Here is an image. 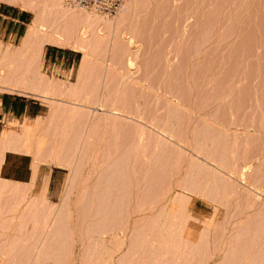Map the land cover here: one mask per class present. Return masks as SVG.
<instances>
[{
    "label": "rangeland",
    "instance_id": "obj_1",
    "mask_svg": "<svg viewBox=\"0 0 264 264\" xmlns=\"http://www.w3.org/2000/svg\"><path fill=\"white\" fill-rule=\"evenodd\" d=\"M33 2L26 8L13 4L29 12L28 22L16 35H2L0 31V73L13 67L16 71L23 69L24 35L35 19ZM37 5L44 9L42 3ZM133 6L130 23L134 24H130V29H122L127 34L123 40L115 39L119 45L123 44L121 48L108 45L95 52L90 49L88 53L87 49L61 43L62 36L56 34L51 38L56 43H45L36 59L37 89L24 88L25 93L19 92L0 81V93L23 95L36 102L34 115L0 114L1 141L6 143L9 131L24 138L21 143L0 146V200L5 196L17 198V211L22 210L24 196L18 191L17 197L19 189L13 181L26 166L30 172L38 168L36 185L41 186L47 180L45 197L54 209L63 208L62 195L74 184L71 186L75 189L69 194L71 205L75 206L77 192L90 182L84 181L89 166L82 174L80 171L72 174L69 168L55 162L36 160L34 154L27 158L26 165L22 160L30 155L27 152L32 144L39 143L42 149L46 146L45 131L53 129L49 119L53 113H60L58 129H62L67 140L72 136L68 122L83 115L86 120L79 119L84 127L87 121L88 127L80 125L79 133L84 136L94 119L90 141L97 147H108L106 140L116 134L121 139L129 136V228H118L103 238L107 239L103 245L107 244L102 246L105 249L101 247L103 251L100 249L95 264L162 263L173 253L164 252L162 246L175 244L173 240L179 243L175 244L179 259L173 264L192 261V264H258L264 254L248 261L246 257L256 251L252 247L256 237L264 236V0H134ZM57 10L55 7L48 10L53 12L51 18ZM121 10L125 11L123 7ZM122 12L110 20L115 21ZM108 34L109 31L105 35ZM126 38L132 45H127ZM50 46L74 50L73 61L48 63L43 53ZM11 53L14 57L9 58ZM130 57L131 67L127 66ZM93 84L97 92L104 88L120 91L119 97L125 102L119 106L121 111L113 115L106 106L99 108L90 95L85 97L83 92H91ZM81 87L83 90L77 94V88ZM102 101L109 102V98ZM33 150L29 152L32 154ZM97 150L95 158L101 154ZM76 155H71L72 165L76 163ZM49 169L53 173L50 181ZM134 170L138 173L135 176ZM77 174L75 181L71 175ZM75 182L79 184L76 186ZM23 185L19 183L20 188ZM172 187L174 191L170 192ZM177 201L178 212L172 207ZM176 214H181L183 220ZM147 225L150 226L146 230ZM145 230L151 231L153 237L146 239L139 234ZM252 255L255 257V252Z\"/></svg>",
    "mask_w": 264,
    "mask_h": 264
},
{
    "label": "bare ground",
    "instance_id": "obj_2",
    "mask_svg": "<svg viewBox=\"0 0 264 264\" xmlns=\"http://www.w3.org/2000/svg\"><path fill=\"white\" fill-rule=\"evenodd\" d=\"M0 1L10 3V4H17L22 8H26L27 6H29L28 3L33 2L34 0L30 1V2H28V0H0ZM36 1L38 2V4L42 3L43 4L42 6L44 7V9L41 7V5L35 6L37 4ZM35 2L36 3L33 2L35 5H33V3H32L33 8L31 7V9H33L35 12V14H34L35 19L33 20V22L31 24H28L26 33L24 35V41L23 42L25 44L24 46H26V47H25L24 52L22 54L25 53L26 56H24V57H26V60H25L26 62H24L25 64L23 66V69H19V71H16L17 69L12 66L15 70L13 68H11V69L7 70L5 73L4 72L0 73V81H2L1 83L6 82L7 84L11 85L12 90H16L19 92L25 93L24 90H26V89H24V88H27L29 90V89H35L37 86H39V84L37 82L38 80L36 78L37 77L36 76L37 68L35 65L36 59L39 57V55H40L39 53H41L43 45H45V43L47 44V43L52 42L51 41L52 36H54L56 34H60L62 36V42L61 43H69V44H71L70 47H73L75 49H81L84 51L87 49V52L90 49L93 52H95L98 49H104V47L105 48L108 47V45H112L113 48H117V47L121 48L123 46V44H122V46L119 45L120 43L118 41L117 42L119 44L116 43L115 39H117V37H119L120 39L123 40L127 36V34L122 29H124V30H126L128 28L130 29V24H131L130 19L133 22V18H131L132 14H133L131 12V7L132 8L134 7L133 6L134 0H126L125 3L123 0L124 6L122 3L120 10L115 15H117L120 11L121 12L123 11V10H121L122 7L125 9L126 12L124 11V12L120 13V15L117 16V19L115 21L113 19H112L113 21L110 20L111 17H113L115 15L103 18L101 16H98L96 14L88 12L87 10H84V9L65 7L62 3V0H35ZM61 3H62V5H61ZM26 4H28V5H26ZM54 7L57 8L58 10L55 12V15L52 14V15H54V17L51 18L50 15L53 12L50 11V13H49L48 10H51L52 8L54 9ZM50 20H51V22H50ZM133 24H131V25H133ZM114 29H115V31H114ZM134 29H136V28H134ZM102 31H104V34L102 33ZM107 31H109V34L106 36L105 34ZM112 31H113V33H115L114 36H112V34H113ZM39 33H40V35H39ZM100 33H102V34H100ZM52 43H56V41L52 42ZM61 43H60V45H61ZM129 43L132 45V43L129 42V39H127V45H129ZM115 52H117V51H115ZM9 55H11V56L9 57ZM135 55H136V52H135ZM12 56H13V53L8 54L9 58H12ZM132 56L134 57V55H132ZM136 57L137 56H135L134 58H136ZM132 59L130 57V59L128 60L127 66L131 67V65L133 64ZM10 64H12V63H10ZM17 68H19V66ZM109 68L110 67H108V69ZM112 71H113V69H112ZM94 86H95V84H93V87L90 86V89L92 90L91 92L90 91H88V92L84 91L83 95L85 97L90 95L91 99H94L95 103L99 106V108L106 106L108 108V110L112 111V114L117 112V111H121L119 109L121 107H119V106L123 105L125 102H124L122 97H119L118 93L120 91L112 92V91H108L107 88H104V89L99 90V92H97V91H95L96 88ZM85 89L86 88L84 87V90ZM82 90H83L82 87L80 89L77 88V90H76L77 94H80L79 91L81 92ZM104 97L105 98L108 97L109 102L104 103L102 101V99ZM57 115H60V113L59 114L53 113L49 118L50 122L53 123V125H52L53 129L51 128L48 131H45L47 134L46 136H48V141L46 142V146L42 149L39 147V146H41V144H39V143L32 144L31 148L32 149L34 148V150H33L34 153L31 154V152H29V151H31L32 149L31 150L28 149L29 151L27 153L30 155L24 156V158L22 160V164L26 165V161H28L27 158L32 157V155L34 154L36 156V158H35L36 160H39L40 162H44V163L55 162L58 166L62 165V166L69 168V170L72 171V174H73V172L77 173L78 171H80V173H81L83 171V169H86V167L89 166V167H87L89 169V171H88L89 173L86 176V179L84 181L88 180V182L89 181L90 182L84 188V190L77 192L78 197L74 195L77 198L75 200V206L71 205L72 201H71V196L69 194V193L73 192V189H75V187H72L74 184L71 183L72 186H71V184L69 185L67 194L62 195L61 201L63 203L62 204L63 208L61 207L62 209H59V210L56 208L57 209L56 210L52 206H50V204L47 202V199L45 197V191L47 188V180H45L41 186H38L34 183V177L36 175L38 168L37 167L34 168L31 172H30V170H28V167H26V166H24L25 168H23L22 170L20 168L21 171L17 174L16 182L13 181V183H14V187H16V189H19V190H17V192L19 191L20 194L22 196H24L23 197L24 202H25L24 207L21 208L22 209L21 211H17L19 208L17 205V201H18L17 198L12 199L11 197L5 196V197L1 198L2 200H0V203H1V205H0V264H78L79 262H80L79 264H85L87 262H92V261H93L92 263L95 264L101 255V251H100L101 247L104 246L105 243L107 242L106 241L107 239L103 240V238L105 236L111 235L112 232L115 230H118V228H120V230H123L122 229L123 227L129 228V199H127V197L129 196V191H130L129 190V136L127 135L123 139H121L119 137V135L116 134L115 137H111L110 139L106 140L107 142H109L108 147H105V145H101V146L97 147L93 141H90V140H92V134H93V131L95 128L96 121H94V119H93V122L91 121L92 119L90 120L92 122V123L90 122V128H88L87 131L85 132V135L82 136L81 135L82 132L79 133V130H82L81 128L88 127L87 126L88 123L86 121L85 124H87V125H86V127H84V125L82 124L83 122L81 123V120L79 119V117H82L83 115H79L78 117L76 116V118H72L71 121L68 122L69 127L71 129L72 136L70 137V139L67 140L65 135L62 133V129H60V130L58 129L59 120H58ZM62 115H63V113H62ZM83 117H82V120H83ZM85 120H86V118H85ZM85 120H83V121H85ZM80 125H83V127L80 128ZM84 131H85V129H84ZM79 135H81V136H79ZM6 137L8 139V140H6V143L4 142L5 140L1 141V139H0V146H2L3 144H5V145H7V144L9 145L12 143L18 144V143H21L24 139V138H21L20 134H15V133H13V131L12 132L9 131L8 136H6ZM81 137H83V138L81 139ZM80 139H81V143L79 144ZM83 141H85L86 144H84L85 142H83ZM28 146H29V144H28ZM79 146H80V148H79ZM78 148H79V150H78ZM97 148H99L100 153H101V154H99L100 155L99 158L94 157V152H96L95 150ZM99 150H97V151H99ZM89 152H91V154H89ZM76 153H77V155H76L77 160L74 158L76 160L75 161L76 163H75V165H72L73 160L71 158V155L75 156ZM74 156H72V157H74ZM223 162H225V161H223ZM74 168H75V170H74ZM134 171L135 172H133V175H134V173L137 175L138 173H136V170H134ZM133 175L131 174V176H133ZM72 176L75 177L74 180L76 181V179L78 178L77 177L78 174L77 175H71V178H72ZM91 176H93V177L91 178ZM134 176H133V178H134ZM158 176H160V175H158ZM81 177L79 176V178H81ZM135 179H137V178H135ZM74 180H71V181L73 182ZM138 180H140V179L138 178ZM138 180H137V182H138ZM134 181H133V184L135 185ZM9 182H10V180H9ZM21 182L24 183L22 188H20V186H19V183H21ZM77 182H78V180H77ZM220 183H221V181H220ZM76 184L77 183L75 182V185ZM85 185L86 184H84L83 186H85ZM12 188H13V185H12ZM9 189H10V185H9ZM71 189H72V191H71ZM172 191H174L173 187L170 189V192H172ZM19 192H18V194H19ZM20 194L17 195V197L20 196ZM25 195H26V198H25ZM10 198H11V200H10ZM152 198H155V197L153 196ZM175 203H172L173 204L172 207H173V210L176 209V211L178 212L177 209L180 207L178 205L179 202L177 203V205ZM64 209H66V210L63 211ZM179 210H180V208H179ZM174 213H176V212H174ZM173 214H171V215H173ZM178 215L180 216L179 218H181L183 220V217H181V214H176V217H178ZM173 216H175V215H173ZM156 219H157L156 217H155V219H152L153 223L155 221H157ZM182 220H181V223L179 222L180 224L183 223ZM179 221H180V219H179ZM190 225H191V222H190ZM149 226L147 225L146 226L147 228L145 227L146 230L149 228ZM142 227H144V226H142ZM153 228H154V226H153ZM146 230H145V232L139 233V234L145 235L146 239H147V236L153 237V233L149 230L148 231H146ZM125 231H127V229ZM257 234H259V233H257ZM145 236H143V237H145ZM254 236H256V234ZM137 237H139L138 232H137ZM154 238H155V236H154ZM257 238H259V239H257ZM138 240H139V238H138ZM175 240H176V238H175ZM256 240L257 241H255V239H254V241H255V242H253L254 246H252L254 250L256 249V251L253 250L255 252V257H254V255H252V253H254V252H252L249 256L246 255L247 261L251 260L253 258H256V256H258V255L263 256V254H264V252H263L264 251V236H263V234L258 235L256 237ZM103 241H106V242H104V245L102 243ZM150 241H151V239H150ZM158 241H160V240L158 239ZM173 242H175V244L178 243L177 241H174V240H173ZM241 242H243V241H241ZM245 242H247V241H245ZM175 244H172V245L168 244V247L163 245L162 248H164L163 249L164 252L172 251L173 253L171 255L167 254L170 257L164 259L163 260L164 262H162V263L158 262V263H153V264H173V263H176L177 260L179 259V256L176 255V251H177L178 247L176 248ZM190 244H191V242H190ZM218 244H220V243H218ZM161 245L162 244L160 243L159 246H161ZM140 246H141V244H140ZM219 247H217V248H219ZM103 248L104 247H102V249ZM230 248H231V246L229 247V249ZM135 249H137V248H135ZM149 250H152V249H148L147 251L149 252ZM157 250L155 249V251H157ZM159 250L162 252L161 249H159ZM134 251L137 252V250H134ZM134 251H133V254H134ZM216 251H218V250H216ZM159 252H157V254ZM226 252L230 253V251H226ZM162 253H161V255H162ZM228 253L226 256V260L229 259V258H227V257H229ZM133 254H131V255H133ZM153 254H154V252L151 253V255H153ZM155 256L157 257V255H155ZM131 257H133V256H131ZM230 257H231V255H230ZM127 258H129V257H127ZM146 258L148 259V257H146ZM232 258H233V256H232ZM154 260H156V262H157V259L154 258ZM226 260H224V261H226ZM127 261H128V259H127ZM132 261H133V258H132ZM258 261H260V260H258ZM125 262H123V264L127 263V262L126 263ZM139 262L140 261H138L137 263H139ZM192 262H191V264H192ZM92 263H90V264H92ZM119 263L122 264L121 262H119ZM131 263L132 262L129 261L127 264H131ZM257 263L258 264H264V256L261 259L260 263L259 262H257Z\"/></svg>",
    "mask_w": 264,
    "mask_h": 264
},
{
    "label": "crops",
    "instance_id": "obj_3",
    "mask_svg": "<svg viewBox=\"0 0 264 264\" xmlns=\"http://www.w3.org/2000/svg\"><path fill=\"white\" fill-rule=\"evenodd\" d=\"M29 20V12L18 8L13 4L0 1V31L2 35L11 34L16 35L22 26H24ZM74 50L68 48H56L54 46L45 47L43 56L52 63L59 61L60 63L65 61H73ZM36 102L29 101L23 95L12 96L11 93H0V114H6L10 117L15 116H31L36 114L33 104ZM53 179L52 169H49L48 181ZM48 184V182H47Z\"/></svg>",
    "mask_w": 264,
    "mask_h": 264
},
{
    "label": "built area",
    "instance_id": "obj_4",
    "mask_svg": "<svg viewBox=\"0 0 264 264\" xmlns=\"http://www.w3.org/2000/svg\"><path fill=\"white\" fill-rule=\"evenodd\" d=\"M68 8H80L101 17L115 15L121 8L123 0H63Z\"/></svg>",
    "mask_w": 264,
    "mask_h": 264
}]
</instances>
